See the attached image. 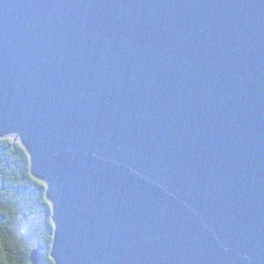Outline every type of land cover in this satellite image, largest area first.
I'll return each mask as SVG.
<instances>
[{
	"label": "water",
	"instance_id": "obj_1",
	"mask_svg": "<svg viewBox=\"0 0 264 264\" xmlns=\"http://www.w3.org/2000/svg\"><path fill=\"white\" fill-rule=\"evenodd\" d=\"M3 138L56 264H264V0H0Z\"/></svg>",
	"mask_w": 264,
	"mask_h": 264
},
{
	"label": "trees",
	"instance_id": "obj_2",
	"mask_svg": "<svg viewBox=\"0 0 264 264\" xmlns=\"http://www.w3.org/2000/svg\"><path fill=\"white\" fill-rule=\"evenodd\" d=\"M44 215L43 227L37 229V242L31 243L21 221ZM40 236V237H39ZM53 242L51 205L46 186L30 170L29 156L13 138L0 139V264H34L32 251L37 249L39 264H56L50 253Z\"/></svg>",
	"mask_w": 264,
	"mask_h": 264
},
{
	"label": "rangeland",
	"instance_id": "obj_3",
	"mask_svg": "<svg viewBox=\"0 0 264 264\" xmlns=\"http://www.w3.org/2000/svg\"><path fill=\"white\" fill-rule=\"evenodd\" d=\"M43 221L44 215L31 216L30 218L21 221L22 229L25 227L28 228V232H26L25 235L31 243L37 242L36 239L38 238V234H36V231L43 227Z\"/></svg>",
	"mask_w": 264,
	"mask_h": 264
}]
</instances>
